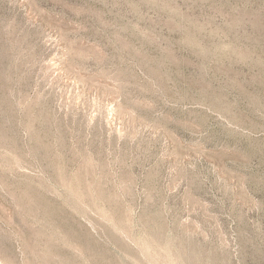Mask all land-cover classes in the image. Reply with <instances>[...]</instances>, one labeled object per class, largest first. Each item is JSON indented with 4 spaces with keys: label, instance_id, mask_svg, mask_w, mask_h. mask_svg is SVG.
<instances>
[{
    "label": "rangeland",
    "instance_id": "rangeland-1",
    "mask_svg": "<svg viewBox=\"0 0 264 264\" xmlns=\"http://www.w3.org/2000/svg\"><path fill=\"white\" fill-rule=\"evenodd\" d=\"M0 264H264V0H0Z\"/></svg>",
    "mask_w": 264,
    "mask_h": 264
}]
</instances>
